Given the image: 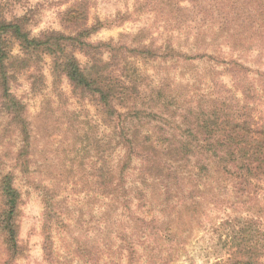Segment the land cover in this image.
<instances>
[{"label": "trees", "instance_id": "obj_1", "mask_svg": "<svg viewBox=\"0 0 264 264\" xmlns=\"http://www.w3.org/2000/svg\"><path fill=\"white\" fill-rule=\"evenodd\" d=\"M20 1L0 0V110L18 127L22 139L28 140L24 105L11 91L10 69L36 66L42 55H48L52 74L65 77L72 91L91 97L100 107L112 129L115 147L122 150L115 188L122 213L131 221V232L136 230L156 242L172 241L177 232L169 231L166 223H158L155 212L163 215V207L174 198H183L184 187L189 185L196 197L189 191L192 197L183 205L184 212L197 219L208 203L250 213L244 219L233 217L219 223L223 228L230 225L223 241L228 256L224 263L215 264H264V200H256L264 185V69L253 70L238 59L225 60L204 50L196 49V54L189 55L171 44L146 43L142 31L129 41L91 42L93 34L106 25L122 23L129 13L117 12L104 21L94 17L89 22L88 0H74L60 12L70 32L49 29L34 35L29 27L30 10L18 16L4 14L3 3ZM146 2L138 1L136 10L143 9ZM196 7L199 20H214L211 24L216 25L218 35L231 39V47L246 48L256 41L264 44V0H196ZM14 45L17 55L12 53ZM76 53L86 57L84 64ZM172 59L223 65L240 97L222 83L220 72H214L208 78L210 88L199 96L196 107L182 114L171 85L155 82L146 70L134 66L135 60ZM133 161H137L136 166ZM131 168L137 173L128 183L129 189L127 174ZM110 182H104V186L108 188ZM132 187L139 202L137 208L149 206L154 210L150 218L132 210ZM0 194V237L10 260L22 249L18 243L21 194L10 173L0 179ZM42 199L46 231L43 247L47 251L50 238L45 224L55 213L47 192ZM121 241L126 264H135L138 255L134 240L122 236Z\"/></svg>", "mask_w": 264, "mask_h": 264}, {"label": "rangeland", "instance_id": "obj_2", "mask_svg": "<svg viewBox=\"0 0 264 264\" xmlns=\"http://www.w3.org/2000/svg\"><path fill=\"white\" fill-rule=\"evenodd\" d=\"M73 1L22 0L5 2L2 7L6 17L30 10L29 27L34 35L49 29L67 33L71 29L60 12ZM138 1L142 0H88L89 22L94 17L104 21L117 12L129 13L122 23L106 25L90 41H129L142 31L146 43L171 44L189 55L196 54V49L204 50L225 60L238 59L253 70L264 69V51H261L264 44L256 41L246 48L231 47V39L218 35L216 25L211 24L214 20H199L196 0H147L143 9L136 10ZM12 53L19 54L16 45ZM76 56L82 64L86 62L81 53ZM134 66L146 70L155 82L170 84L182 114L189 107H196L199 96L210 88L207 82L214 72H220L222 83L240 97L221 64L172 59L135 60ZM51 68V57L42 55L36 66L18 71L14 66L10 69L11 91L24 105L28 140L22 139L18 127L0 110V179L10 173L21 194L18 243L22 248L20 254L7 260L0 237V264H126L125 252H121L122 236L134 240L138 255L135 264H160L159 258L166 264L224 263L228 255L223 241L230 225L224 229L219 223L233 217L244 219L250 213L208 203L197 219L196 215L184 212L183 205L191 199L189 191H194L192 196L196 197L195 190L186 185L183 198H174L163 207V215L155 212L158 223H166L169 231L177 232L172 241L156 242L146 234L131 232V221L122 213L115 188L122 150L115 147L112 129L91 97H81L72 91L66 78L55 77ZM24 145L26 148L19 154ZM132 164L136 166L137 161ZM128 172L126 187L129 188L128 183L133 182L137 171L131 168ZM109 175L112 179H108ZM109 180L107 188L104 182ZM133 189L129 195L132 210L150 218L154 210L149 206L137 208L139 202ZM46 192L55 215L45 224L50 246L44 251L42 196ZM261 192L256 198L260 202L264 200V185ZM2 202L0 194V210Z\"/></svg>", "mask_w": 264, "mask_h": 264}]
</instances>
